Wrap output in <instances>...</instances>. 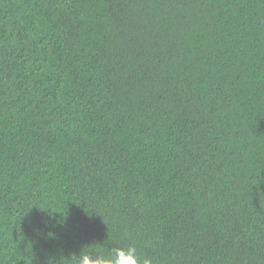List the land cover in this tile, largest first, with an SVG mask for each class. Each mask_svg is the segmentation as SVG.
<instances>
[{"label":"trees","instance_id":"16d2710c","mask_svg":"<svg viewBox=\"0 0 264 264\" xmlns=\"http://www.w3.org/2000/svg\"><path fill=\"white\" fill-rule=\"evenodd\" d=\"M85 245L264 264V0H0V264Z\"/></svg>","mask_w":264,"mask_h":264},{"label":"clouds","instance_id":"9594fccd","mask_svg":"<svg viewBox=\"0 0 264 264\" xmlns=\"http://www.w3.org/2000/svg\"><path fill=\"white\" fill-rule=\"evenodd\" d=\"M87 246L72 254L71 264H153L151 258L140 256L134 245L113 247L107 251L101 246Z\"/></svg>","mask_w":264,"mask_h":264}]
</instances>
